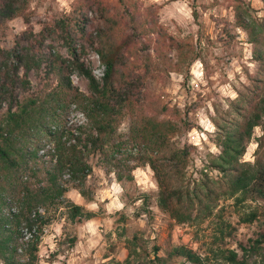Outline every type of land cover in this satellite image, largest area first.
<instances>
[{"label": "trees", "instance_id": "trees-1", "mask_svg": "<svg viewBox=\"0 0 264 264\" xmlns=\"http://www.w3.org/2000/svg\"><path fill=\"white\" fill-rule=\"evenodd\" d=\"M29 4L30 0H0V31L16 17L26 24L14 36L13 45L0 46L2 264H38L49 207L64 208L72 223L94 216L65 197L73 186L87 201L92 199L82 187L91 172L92 155L115 170L118 181L131 179L133 169L148 165L158 187L157 206L176 224L203 221L213 214L220 198L232 199L237 206L264 201V137L256 139L254 161L241 160L253 129L264 123V15L255 17L245 0H232L235 23L246 32L257 67L228 109L213 119L219 152L209 158L208 168L220 176L214 179L204 173L192 184L186 180L189 152L171 140L177 124L146 114L144 107L149 104L156 114L166 106L155 107L158 102L150 100L147 89L142 91L148 79L189 70L199 58L192 37L175 38L159 22L158 6H144L141 0H73L70 11L43 21L39 31L30 24ZM89 10L98 20L92 32L86 29ZM88 44H96L104 65L101 81L80 60L79 51ZM59 46L70 57L63 56ZM29 70L43 71L48 80H55L54 86L39 81L31 91ZM73 71L86 78V92L71 83ZM71 105L82 113L83 122L68 124ZM126 116L129 127L123 135L118 128ZM239 216L242 222H252L258 220V211ZM226 234L221 231V237ZM263 242L260 233L247 246H239L241 253L228 248L214 253L225 264L264 263ZM125 248L122 261L111 257L103 264H167L175 257L189 264H208L206 256L182 244L173 245L164 256L157 254L155 245L150 257L136 235L126 239Z\"/></svg>", "mask_w": 264, "mask_h": 264}, {"label": "rangeland", "instance_id": "rangeland-1", "mask_svg": "<svg viewBox=\"0 0 264 264\" xmlns=\"http://www.w3.org/2000/svg\"><path fill=\"white\" fill-rule=\"evenodd\" d=\"M72 1L30 0V24L34 31H39L43 21L50 17L70 11ZM108 1L111 3L114 0ZM141 1L144 6L157 5L159 22L175 38L192 37L199 52V58L188 71L173 70L162 73L157 79L147 80L142 91L147 89L153 97L150 100L158 102L154 106L161 108L165 105L166 110L156 114L158 112L149 104L144 107V112L177 124L178 131L171 136V140L189 152L186 168L188 182L193 184L204 173L216 179L220 173L208 168L209 158L219 152L213 119L228 109L237 91L248 83V75L255 72L257 63L252 59V44L246 32L235 23L232 0ZM245 1L253 8V16L261 18L264 15L261 0ZM87 16L91 21L86 29L92 32L98 20L92 10L87 12ZM25 28L21 17L8 21L5 29L0 31V46L13 45L14 36ZM95 47L96 44H88L83 51L80 50V60L101 81L94 72L102 64ZM59 52L70 57L64 47L59 46ZM27 77L31 91L36 89L39 81L41 85L50 82L51 87L55 84V80H48L43 71L29 70ZM70 80L79 90L87 91V80L78 72H71ZM66 119L68 124H78L84 121V116L71 105ZM128 127L126 116L119 125L118 133L126 134ZM260 136L264 137V123L253 129L242 161H254L256 139ZM88 161L91 172L82 187L92 199L87 201L88 197L81 196L73 186L67 189L65 197L92 211L94 217L72 223L65 218L64 208L49 207L46 216L50 221L43 226L38 264H103L108 258H117V254L122 258L120 250L125 247L126 239L133 235L150 257L155 245L159 247L157 254L164 256L173 245L182 244L206 256L208 264H225L214 250L228 248L241 253L240 245L247 246L250 239L264 233V201H246L237 206L233 205L232 199L220 198L213 214L203 221L176 224L157 206L158 187L148 165L140 163L131 172V179L118 181L115 170L100 163L98 155L90 156ZM252 209L258 211V220L242 222L239 214ZM222 230L227 233L224 238L221 237ZM71 238L75 239L74 244L70 243ZM262 245L260 251L264 254V242ZM122 251L127 253V249ZM167 264L189 263L175 257Z\"/></svg>", "mask_w": 264, "mask_h": 264}, {"label": "built area", "instance_id": "built-area-1", "mask_svg": "<svg viewBox=\"0 0 264 264\" xmlns=\"http://www.w3.org/2000/svg\"><path fill=\"white\" fill-rule=\"evenodd\" d=\"M94 72L98 74V77L102 78L104 74V65L101 64V66L95 69Z\"/></svg>", "mask_w": 264, "mask_h": 264}, {"label": "crops", "instance_id": "crops-1", "mask_svg": "<svg viewBox=\"0 0 264 264\" xmlns=\"http://www.w3.org/2000/svg\"><path fill=\"white\" fill-rule=\"evenodd\" d=\"M93 217H94V216H93ZM122 250H126V248L124 247V248H122ZM122 250H120V253L123 252V257H122V258H119V257H118V254H117V258L115 257L116 259H118V260H120V261H122V260L126 257V255H127V253L125 254L124 251H122ZM108 259H109V258H108Z\"/></svg>", "mask_w": 264, "mask_h": 264}]
</instances>
